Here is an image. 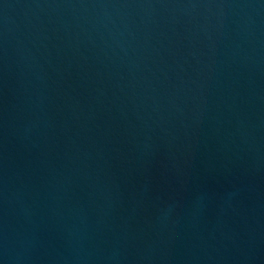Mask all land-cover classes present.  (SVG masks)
Listing matches in <instances>:
<instances>
[{
	"label": "water",
	"instance_id": "1",
	"mask_svg": "<svg viewBox=\"0 0 264 264\" xmlns=\"http://www.w3.org/2000/svg\"><path fill=\"white\" fill-rule=\"evenodd\" d=\"M0 264H264V0H0Z\"/></svg>",
	"mask_w": 264,
	"mask_h": 264
}]
</instances>
